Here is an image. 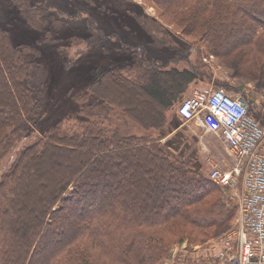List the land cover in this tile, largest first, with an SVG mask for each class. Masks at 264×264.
Masks as SVG:
<instances>
[{"label": "trees", "instance_id": "16d2710c", "mask_svg": "<svg viewBox=\"0 0 264 264\" xmlns=\"http://www.w3.org/2000/svg\"><path fill=\"white\" fill-rule=\"evenodd\" d=\"M147 1L183 34L204 40L210 54L240 52L238 63L264 74V0ZM19 9L41 28L50 20L58 30L66 24L42 4L21 0ZM139 21L155 44L172 46L154 18ZM35 50L14 44L0 25V264H164L174 244L230 223L238 209L222 202L225 190L162 144L181 123L178 107L192 85L242 90L200 64L163 68L144 54L136 67L105 61L85 86L90 101L51 124L4 168L26 134L22 127L42 107L40 88L31 83L40 64ZM240 96L264 125L254 103ZM211 193L218 195L206 199ZM183 261L194 264L188 256Z\"/></svg>", "mask_w": 264, "mask_h": 264}, {"label": "rangeland", "instance_id": "374dc122", "mask_svg": "<svg viewBox=\"0 0 264 264\" xmlns=\"http://www.w3.org/2000/svg\"><path fill=\"white\" fill-rule=\"evenodd\" d=\"M29 1L33 7L44 5L56 19L66 24L58 30L56 26L59 25H55L50 20L41 28L39 21L30 24L22 17L19 9L21 0H0V25L10 31L13 43L34 44L37 47L36 58L40 64L33 72L31 83L40 88L42 94V107L38 118L30 123L29 127H22L21 130L26 134L6 159L4 168L12 162L19 149L33 142L37 136L43 135L51 124L63 117L73 115L90 101L84 97L85 86L92 79L93 68L103 65L105 61L123 67L126 65L136 67L137 61L143 54L151 59V62L163 68L190 69L200 64L202 69L209 72L214 79L241 88L240 92H229L238 96L243 94L252 101L254 111L264 122V84H262L264 74L261 76L258 72L257 76L250 74L248 69L238 63L240 52L232 57L210 54L204 40L183 34L181 28L167 15H161L151 1ZM34 11L37 12V8ZM139 16H141L139 19L148 16L159 22L171 36L172 46L160 47L155 44L153 42L155 34L140 23ZM98 29H101L100 33ZM156 36L162 37V34L157 33ZM124 73L129 76L127 72ZM204 86H209L208 82L192 85L181 100L189 97L194 89ZM81 117L87 119L83 114ZM72 124L76 126L80 122L73 121ZM176 126L168 134H171ZM192 129L190 124H186L177 133L180 136L174 134L171 140L178 139L186 147L197 148V137ZM207 141L209 146L204 150L203 157H188V159L208 179L211 170L218 167L231 169L237 163V158L214 132L208 133ZM162 144H165L163 140ZM173 144L170 152L177 155L178 149H175ZM40 183L44 184V180ZM219 187L225 190L222 202L228 207H237L238 212L227 226L214 229L213 234H209L208 237L202 236L195 241L185 239L181 244H174L170 251V259L164 264H185L183 258L186 256L191 258L194 264H228L219 256L221 251L219 241L226 232L237 225L238 206L243 194V174H240L235 187L225 188L222 185ZM215 195L218 194L211 193L206 199H212Z\"/></svg>", "mask_w": 264, "mask_h": 264}, {"label": "built area", "instance_id": "2783aa9c", "mask_svg": "<svg viewBox=\"0 0 264 264\" xmlns=\"http://www.w3.org/2000/svg\"><path fill=\"white\" fill-rule=\"evenodd\" d=\"M242 99L223 88L199 87L181 102L178 114L220 135L236 156L231 169L211 170V180L235 187L243 174L237 225L221 237L219 256L228 264H264V125Z\"/></svg>", "mask_w": 264, "mask_h": 264}, {"label": "crops", "instance_id": "0c3cea01", "mask_svg": "<svg viewBox=\"0 0 264 264\" xmlns=\"http://www.w3.org/2000/svg\"><path fill=\"white\" fill-rule=\"evenodd\" d=\"M181 120H182L181 123L178 124L174 130H172L173 132L164 137L163 142H165V144L167 143L166 145H170V146H172V144L176 142V144H173V146L175 145L174 146L175 149H178L177 155H180L183 158H188V157L189 158H197L198 156L203 157L204 150L207 149V147L209 146V144H208L209 142L207 141V136H208V133H210L211 131H208L205 127L198 124L196 121L187 122V121H184L182 118H181ZM186 124H190L191 127L193 128L192 132L195 135V137H197V140H196L197 141V148L196 147H189V146L186 147L185 144L180 143V141L178 139H176V141L171 140L173 135L179 133L181 128L184 127ZM194 126H196V127H194ZM177 135H179V134H177ZM216 135H218V134H216ZM218 136L221 138L220 135H218ZM170 141L172 143H169ZM179 146H180V148H178Z\"/></svg>", "mask_w": 264, "mask_h": 264}, {"label": "water", "instance_id": "95a60500", "mask_svg": "<svg viewBox=\"0 0 264 264\" xmlns=\"http://www.w3.org/2000/svg\"><path fill=\"white\" fill-rule=\"evenodd\" d=\"M241 101H242V103H243L244 105L246 104V102H245V100H244V99H242Z\"/></svg>", "mask_w": 264, "mask_h": 264}]
</instances>
